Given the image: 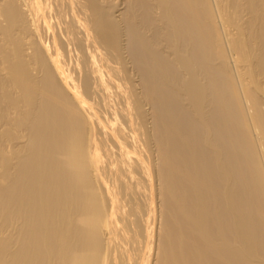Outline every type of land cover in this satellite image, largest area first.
Returning <instances> with one entry per match:
<instances>
[{
    "label": "bare ground",
    "instance_id": "1",
    "mask_svg": "<svg viewBox=\"0 0 264 264\" xmlns=\"http://www.w3.org/2000/svg\"><path fill=\"white\" fill-rule=\"evenodd\" d=\"M0 264H264V0H0Z\"/></svg>",
    "mask_w": 264,
    "mask_h": 264
}]
</instances>
